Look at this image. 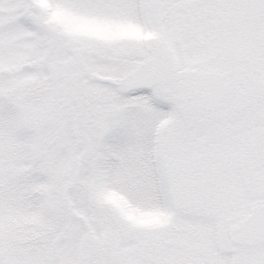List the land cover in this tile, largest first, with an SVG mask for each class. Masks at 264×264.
<instances>
[{
    "label": "snow or ice",
    "instance_id": "6c2138e0",
    "mask_svg": "<svg viewBox=\"0 0 264 264\" xmlns=\"http://www.w3.org/2000/svg\"><path fill=\"white\" fill-rule=\"evenodd\" d=\"M0 264H264V0H0Z\"/></svg>",
    "mask_w": 264,
    "mask_h": 264
}]
</instances>
